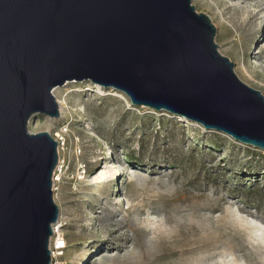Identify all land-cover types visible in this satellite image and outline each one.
<instances>
[{
  "label": "rangeland",
  "instance_id": "374dc122",
  "mask_svg": "<svg viewBox=\"0 0 264 264\" xmlns=\"http://www.w3.org/2000/svg\"><path fill=\"white\" fill-rule=\"evenodd\" d=\"M191 5L236 77L264 97V0ZM51 95L62 114H37L27 130L59 140V264H264V151L90 81ZM105 167L118 171L110 198L85 186Z\"/></svg>",
  "mask_w": 264,
  "mask_h": 264
},
{
  "label": "water",
  "instance_id": "95a60500",
  "mask_svg": "<svg viewBox=\"0 0 264 264\" xmlns=\"http://www.w3.org/2000/svg\"><path fill=\"white\" fill-rule=\"evenodd\" d=\"M191 0H0V264H50L57 143L30 134L51 95L90 81L264 151V97L217 50Z\"/></svg>",
  "mask_w": 264,
  "mask_h": 264
},
{
  "label": "bare ground",
  "instance_id": "6f19581e",
  "mask_svg": "<svg viewBox=\"0 0 264 264\" xmlns=\"http://www.w3.org/2000/svg\"><path fill=\"white\" fill-rule=\"evenodd\" d=\"M60 104V103H59ZM57 109H58V113L59 114H62V106H61V104L60 105H58L57 106ZM29 124V123H28ZM58 138H61L62 139V137H63V135L62 134H57L56 135ZM53 139V138H52ZM54 140V139H53ZM55 142L56 141H59V140H54ZM57 143V142H56ZM64 146V145H63ZM59 150H60V148H57V155H59ZM58 164V163H57ZM56 167H57V165H56ZM57 168H59V167H57ZM56 169V168H55ZM117 173H118V171L117 170H113L112 169V171H107V167H105L104 168V170L103 171H101L95 178H93L92 179V181L93 182H95V186L93 187H91L90 186V184H88V185H85V186H89L90 188H88L89 190H93L94 192H95V194H97L98 195V197L99 196H107L106 198H110V195L108 194V191H107V189L110 187V183L112 182V181H114L115 182V177H117ZM56 174H57V170H54V173H53V176H52V189L53 188H55V182H57L58 181V179L56 178V179H54V177L56 176ZM88 181H90V180H88ZM85 182H87V181H85ZM91 182V181H90ZM92 182V183H93ZM92 188H95V189H92ZM101 190H104V193L103 192H101ZM114 191H116V187L114 188ZM88 196V195H87ZM113 201H114V203L115 204H118V203H120L121 202V200L119 199V198H117L116 196L113 198ZM58 224H59V222H58ZM57 224V225H58ZM58 233H59V231H57ZM53 241V239H52V237L50 238V241H49V244L51 243ZM62 243V249L63 248H66V245H65V242L64 241H62L61 242ZM60 254H62V253H60Z\"/></svg>",
  "mask_w": 264,
  "mask_h": 264
},
{
  "label": "built area",
  "instance_id": "2783aa9c",
  "mask_svg": "<svg viewBox=\"0 0 264 264\" xmlns=\"http://www.w3.org/2000/svg\"><path fill=\"white\" fill-rule=\"evenodd\" d=\"M59 226L56 225L53 227V241L49 244V251H50V264H59L57 262V258L61 256L62 253V241L63 237L57 232Z\"/></svg>",
  "mask_w": 264,
  "mask_h": 264
}]
</instances>
